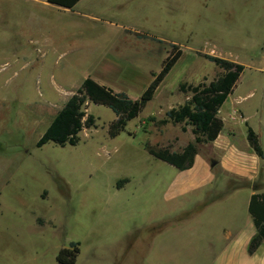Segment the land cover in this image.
<instances>
[{"label":"rangeland","instance_id":"1","mask_svg":"<svg viewBox=\"0 0 264 264\" xmlns=\"http://www.w3.org/2000/svg\"><path fill=\"white\" fill-rule=\"evenodd\" d=\"M13 2L0 0V264H59L72 243L76 264H212L206 232L246 227L264 177L217 164L216 186L174 196L188 175L149 149L194 142L191 128L159 122L189 100L181 85L221 73L208 54L245 71L221 108L223 139L201 152L216 163L229 138L253 153L248 127L264 151V0H87L97 22ZM172 45L181 59L119 136L109 134L116 114L88 103L96 126L77 146H37L87 78L139 100Z\"/></svg>","mask_w":264,"mask_h":264},{"label":"trees","instance_id":"2","mask_svg":"<svg viewBox=\"0 0 264 264\" xmlns=\"http://www.w3.org/2000/svg\"><path fill=\"white\" fill-rule=\"evenodd\" d=\"M48 1L56 7L73 9L81 0ZM182 55L183 51L178 46L172 45L163 69L154 76L153 82L139 100H132L125 93H117L92 78H87L57 114L37 146L42 148L48 143H54L61 147L77 146L82 131L96 126L94 116L87 114L88 103L106 106L116 114L117 119L111 124L109 134L113 138L119 136L127 124L138 118L148 103L154 99L156 92ZM200 57L213 62L221 70V73L210 83L204 80L198 86L181 85L180 91L187 94L189 100L184 105L167 112L166 118L159 122L162 126L180 125L183 132L191 128L195 138L194 142L189 143L181 152H174L171 147L159 150L149 149L154 158L175 167L181 172L194 167L199 145L213 143L222 134L224 121L219 115L220 110L234 93L245 71L243 65L234 61L208 54H201ZM248 141L256 156L264 161V151L259 136L251 127H248ZM122 183L120 182L118 186L120 187ZM256 190H260L257 185ZM249 214L257 230V234L249 247L250 255H254L264 242V192L252 195ZM79 254L80 243H72L70 248H64L59 252L57 262L59 264H76Z\"/></svg>","mask_w":264,"mask_h":264},{"label":"crops","instance_id":"3","mask_svg":"<svg viewBox=\"0 0 264 264\" xmlns=\"http://www.w3.org/2000/svg\"><path fill=\"white\" fill-rule=\"evenodd\" d=\"M13 1V3L32 4L37 9L42 8V10L47 9L68 15H71V13H76L77 15H73V17L78 19H87L89 22H97L100 20L99 17H96L92 14H83L84 8L87 7L84 3L87 0H81L73 9L56 7L50 4L48 0ZM222 139L223 133L215 142L210 144H218ZM210 144L198 146V155L196 156L194 167L190 170L184 171L186 175H188V180L176 181L172 186L171 191L174 196H183L193 192L194 190L216 186L217 177L214 172V166L217 164H221L224 170L235 171L238 174L248 176L250 181H253L255 184H258V182L262 181L264 173L262 172L261 168L262 165H264V161L258 158L253 150L252 152L255 155L250 151L247 153L245 151H240L228 138L225 141V152L223 157L220 161L215 163V161L211 160L209 157H206L201 152V149H204ZM260 185H262V183H260ZM255 193H261L260 190H256V185L253 194ZM221 198V196L215 197L216 201ZM256 234L257 230L252 217L248 220L246 227L243 229H229V227L226 226L219 230L209 229L206 232V235L210 237V240L207 242L208 250L214 255L212 264H264V242L254 255H250L249 253L250 243Z\"/></svg>","mask_w":264,"mask_h":264}]
</instances>
